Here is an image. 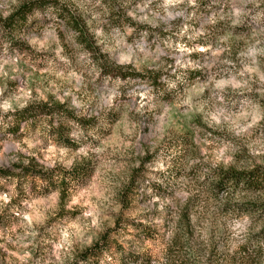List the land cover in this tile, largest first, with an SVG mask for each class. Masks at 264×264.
<instances>
[{
	"label": "rangeland",
	"instance_id": "rangeland-1",
	"mask_svg": "<svg viewBox=\"0 0 264 264\" xmlns=\"http://www.w3.org/2000/svg\"><path fill=\"white\" fill-rule=\"evenodd\" d=\"M27 1L0 0V168L69 184L0 178V264H264V187L218 186L264 166V0H55L92 52L42 0L2 22ZM42 103L88 120L54 123L73 145L8 129Z\"/></svg>",
	"mask_w": 264,
	"mask_h": 264
},
{
	"label": "trees",
	"instance_id": "trees-1",
	"mask_svg": "<svg viewBox=\"0 0 264 264\" xmlns=\"http://www.w3.org/2000/svg\"><path fill=\"white\" fill-rule=\"evenodd\" d=\"M43 3L50 4L56 8V13L58 16L63 18V21L69 31H71L77 40V42L82 45L88 52H92L94 47L90 38H88L86 32L84 31V26L80 19L75 17L73 14H67L64 11L56 7L57 3L55 0H42ZM40 0L39 2L42 3ZM53 1V2H52ZM38 2V3H39ZM36 2L27 1L17 7V9L8 15L2 22L7 24L10 28H14V23H25L28 15L35 9ZM58 9V10H57ZM101 67L105 70L106 74L111 73L114 76H119L121 78L126 77V74L116 70L114 68L106 66V64H101ZM134 75L140 76L138 73L134 72ZM156 82L155 78H152ZM13 123L11 126H8V129L12 133L16 132L19 129V125L22 123L23 127H28L35 123L37 118L45 121L52 133L58 134L60 138L68 142L66 138L59 129L58 126H54V123H71L75 122L77 124H86L88 120L81 119L74 115V113L67 109L63 104L60 103H42L37 105H29L20 110L15 111L13 114ZM58 130V131H57ZM69 145H73L74 142H68ZM75 170L72 172L74 175ZM65 174V173H63ZM221 178L218 181V186L223 189L233 188L239 190L247 191H260L264 187V166H256L251 170H241L236 171L233 169H228L219 173ZM54 170H42L38 166L33 164H12L7 167L0 168V178H16L18 181L25 178H44L47 180L48 185H55L54 187L59 189L62 193H66L68 189V181L65 176H62L58 181L54 180Z\"/></svg>",
	"mask_w": 264,
	"mask_h": 264
},
{
	"label": "clouds",
	"instance_id": "clouds-1",
	"mask_svg": "<svg viewBox=\"0 0 264 264\" xmlns=\"http://www.w3.org/2000/svg\"><path fill=\"white\" fill-rule=\"evenodd\" d=\"M61 2H63V0H61ZM91 71H95V69H92ZM138 95H139V93H138ZM152 100V98H151V96H148V97H146V98H144V102H143V104L142 105H140L138 108H136V113H139V114H143V111L145 110V105H147V109L148 110H151V108L152 107H154V105H152L151 103H149V101H151ZM138 127V125H137V123L135 124V125H132V128L133 129H136Z\"/></svg>",
	"mask_w": 264,
	"mask_h": 264
}]
</instances>
